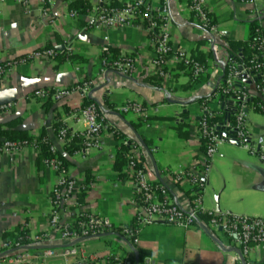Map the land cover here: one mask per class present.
I'll use <instances>...</instances> for the list:
<instances>
[{
  "label": "crops",
  "instance_id": "1",
  "mask_svg": "<svg viewBox=\"0 0 264 264\" xmlns=\"http://www.w3.org/2000/svg\"><path fill=\"white\" fill-rule=\"evenodd\" d=\"M145 1L154 11L163 3ZM168 1L166 28L170 45L199 60L207 69L204 76L192 82L188 71L169 55L171 89L163 87L148 65L153 50L142 28H94L90 10L108 0H27L26 7L13 0L0 2V63L43 48L58 52L52 59L39 57L17 64L0 78V104H14L8 112L0 113V126L7 128V124L16 121L15 130L27 131L30 136L44 133L54 151L68 161L69 175L79 185L80 206L66 211V221L72 222L78 212H84L107 218L115 228L132 222L136 198L133 185L125 167L119 174L114 162L118 146L137 137L148 145L141 149L146 179L164 185L179 207H191L187 188L174 182L172 175L202 156L203 149L194 134L200 116L198 100L208 98L221 80L226 62L233 57L230 45L241 49L250 36L251 22L264 27V0H256L254 5L237 0H208L214 22L225 32L218 43L217 57L205 33L191 18L189 0ZM71 4L85 7L82 14L72 17ZM105 49L115 58L134 57L136 73L131 77L116 71L103 73ZM83 81L91 82L89 98L102 110L107 126L101 134L100 147L90 149L86 156L76 151L67 153L66 145L56 136L62 124L74 134L86 130L84 118L73 115L84 103L79 95L72 93L46 106L34 96L40 89L63 88ZM135 102L143 108L140 117L117 111L118 107ZM246 127L252 138H264V113L248 109ZM35 157L30 145L16 155L0 153V242L17 227H24L30 240L48 227L50 197L58 173L52 167L37 173ZM203 207L217 213L264 218V161L230 140L221 143L204 182ZM70 245L57 235L51 239L53 249ZM82 245L97 258L96 264H138V252L143 264H236L237 248H230L225 238H218L205 225L188 230L167 224L145 225L140 228L134 247L118 233L89 238ZM250 258L264 264V248L253 250ZM62 263V258L48 261Z\"/></svg>",
  "mask_w": 264,
  "mask_h": 264
},
{
  "label": "built area",
  "instance_id": "2",
  "mask_svg": "<svg viewBox=\"0 0 264 264\" xmlns=\"http://www.w3.org/2000/svg\"><path fill=\"white\" fill-rule=\"evenodd\" d=\"M13 1L23 7L27 6V0ZM112 1L120 0H108L90 10L92 25L96 29L123 26L142 28L148 35L153 50L148 65L161 79L163 87L171 89L173 81V72L167 67L169 55L188 71L192 82L206 74L207 69L204 64L188 56L183 50H174L170 45L166 28L170 13L168 0H163L157 11L152 10L145 0H128L122 2L119 8L111 6ZM237 1L254 5L256 0ZM42 2L49 3L50 0H42ZM188 10L193 22L209 40L214 57H217L218 43L225 32L214 22L212 11L208 8V0H189ZM70 15L79 16L76 10H71ZM247 47L250 57H246L240 51L242 49H239V52L226 62L221 80L214 89L216 91L200 103L199 121L194 127L196 140L203 149L200 160L172 175L174 182L185 186L188 190L191 204L188 210L173 203L165 186L149 182L143 168L136 166L137 160L141 157V147L134 142L128 144L127 140L122 142L129 147L125 155L127 160L125 169L136 198L133 203L132 222L118 229L119 235L131 247L137 243L139 230L145 225L167 224L185 230L205 225L218 238H225L230 248H237L234 256L236 264H259L250 258V254L253 250L264 248V218L217 213L203 207L204 182L211 159L221 143L233 140L250 155L264 161V138H252L246 127L248 109L264 113V27L256 30L254 36L247 42ZM55 56V49L43 48L18 59L0 63V78L17 64L36 60L39 57L52 59ZM102 68L103 73L116 71L126 77L133 76L137 70L134 57L115 58L108 49L103 53ZM90 90L91 82L83 81L63 88L40 89L34 93V96L40 103H57L72 93H77L84 100L90 96ZM212 103L216 105L213 107ZM13 105V103L0 104V113L8 112ZM117 111L139 117L143 114V108L137 102L124 104L118 107ZM73 115L84 118L87 122L86 130L81 134H74L62 124L58 127L56 136L65 145L81 138V146L76 153L86 156L90 149L100 147L101 134L107 127L105 119L99 116L93 103L77 108L73 111ZM217 117H221V120H214ZM223 133L232 136V139L224 137ZM26 145L1 140L0 153L16 155ZM51 150L55 152L53 147ZM47 167L54 168L58 178L51 192L48 227L31 240V246H41V248L26 249L18 242L4 238L0 242V255L7 253L0 259V264H48L52 258H62V264H96L97 258L87 252L82 242L110 233L115 227L107 218L84 212H78L72 222L64 220L63 215L68 209L80 206L77 200L79 185L69 175L68 169L63 168L56 159H52ZM21 230L25 228L21 227ZM54 235L60 240L71 242V245L59 250L51 248V239ZM12 249L14 250L11 251Z\"/></svg>",
  "mask_w": 264,
  "mask_h": 264
},
{
  "label": "trees",
  "instance_id": "3",
  "mask_svg": "<svg viewBox=\"0 0 264 264\" xmlns=\"http://www.w3.org/2000/svg\"><path fill=\"white\" fill-rule=\"evenodd\" d=\"M120 5H121V3H117L115 1L111 2V6L119 8ZM70 7L72 10H76L77 12H80L81 14L83 12V9L85 8L79 4H71ZM260 27L261 26H259L255 21L251 22L250 23V29H251L250 30V36L241 45L242 50H240V51H242L245 54V56L248 58L250 57V52H249L248 47H247V42L249 40H251V38L254 36L256 30L259 29ZM230 49L234 52L232 55H234L236 52H239V48L233 44L230 45ZM56 53H58V52L56 51ZM195 60H197V59H195ZM198 62H200V61L198 60ZM204 100H205V98H201L198 101L202 102ZM83 101H84L83 106H86L87 104H90V103L95 104L92 100H90L89 97L85 98ZM48 103L49 102H45L44 106H46ZM95 106L97 108L99 116H103L102 110L97 106V104H95ZM214 120L219 121V120H221V117H217ZM15 122L16 121H12L9 124H7V128H3L2 126H0V141L1 140H7L10 142H16L18 144L31 145L36 152V157H35V161H34V168H35L37 173L43 172L44 169L48 166L49 162L52 159H56L57 161H59L61 163V166L63 168L68 169V161H66V159H64L60 154L53 152L51 150L52 144H51L50 140L48 139V137L44 133H41L37 136H30L27 131L15 130L14 129ZM134 128H136V127H134ZM81 140H82L81 138H78L75 140L77 142V145H75L74 142L69 144V145H66L65 150L67 151V153L72 154L75 151L79 150V148H80L79 143L81 142ZM127 142H128V144H132L134 142L137 145H139V147H141V149L146 148L148 146L146 144V141L140 137H137L133 140H128ZM128 149H129V147L123 145V143H121L118 146L117 154H116V158H115V162H114V169L116 171H118L119 174H121L123 167H125V165L127 163L125 155H126V151ZM136 166L142 167V155L137 160ZM88 184H89V179H87V181L85 182L84 188L87 189ZM110 233H118L119 234V229L115 228ZM107 234H109V233H107ZM3 238L8 239V240H14V241L18 242L20 245H23V247L27 248V249H32V247H33V246H31V240L28 238L27 233L24 230H21L20 227H17L11 233L5 234ZM13 250L14 249H12L11 251H13ZM6 253L7 252L0 255V259L3 258L6 255ZM141 256H142L141 252H138V257H139L138 264H143V259Z\"/></svg>",
  "mask_w": 264,
  "mask_h": 264
},
{
  "label": "water",
  "instance_id": "4",
  "mask_svg": "<svg viewBox=\"0 0 264 264\" xmlns=\"http://www.w3.org/2000/svg\"><path fill=\"white\" fill-rule=\"evenodd\" d=\"M223 71H224V69H223ZM223 136L224 137H230L232 139V136H228L227 133H223ZM230 142L233 143V144H235V145H238L239 146V144L237 142H234L233 140H230ZM38 248H41V246H39V247H32V249H38Z\"/></svg>",
  "mask_w": 264,
  "mask_h": 264
},
{
  "label": "rangeland",
  "instance_id": "5",
  "mask_svg": "<svg viewBox=\"0 0 264 264\" xmlns=\"http://www.w3.org/2000/svg\"><path fill=\"white\" fill-rule=\"evenodd\" d=\"M259 3V2H258Z\"/></svg>",
  "mask_w": 264,
  "mask_h": 264
}]
</instances>
